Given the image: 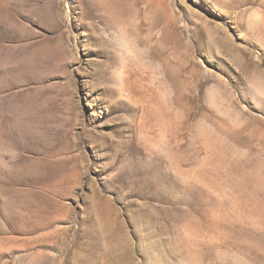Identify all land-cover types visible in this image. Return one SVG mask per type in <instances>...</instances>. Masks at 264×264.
<instances>
[{
    "label": "rangeland",
    "instance_id": "obj_1",
    "mask_svg": "<svg viewBox=\"0 0 264 264\" xmlns=\"http://www.w3.org/2000/svg\"><path fill=\"white\" fill-rule=\"evenodd\" d=\"M120 1L0 0V264H264V0Z\"/></svg>",
    "mask_w": 264,
    "mask_h": 264
},
{
    "label": "bare ground",
    "instance_id": "obj_2",
    "mask_svg": "<svg viewBox=\"0 0 264 264\" xmlns=\"http://www.w3.org/2000/svg\"><path fill=\"white\" fill-rule=\"evenodd\" d=\"M110 1H111V0H110ZM121 1H123V0H121ZM121 1H120V2H121ZM112 2H113V1H112ZM112 6H113V5H112ZM113 8H114V7H113ZM117 9H118V8H117ZM116 12H119V9H118ZM114 15H115V14H114ZM114 15H113V16H114ZM117 15H119V13H118Z\"/></svg>",
    "mask_w": 264,
    "mask_h": 264
}]
</instances>
